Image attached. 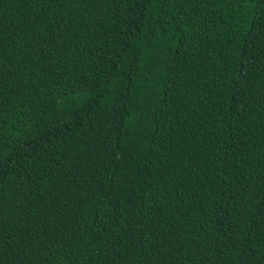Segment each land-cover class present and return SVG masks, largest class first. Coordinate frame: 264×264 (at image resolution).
<instances>
[{
  "label": "trees",
  "instance_id": "1",
  "mask_svg": "<svg viewBox=\"0 0 264 264\" xmlns=\"http://www.w3.org/2000/svg\"><path fill=\"white\" fill-rule=\"evenodd\" d=\"M0 264H264V0H0Z\"/></svg>",
  "mask_w": 264,
  "mask_h": 264
}]
</instances>
